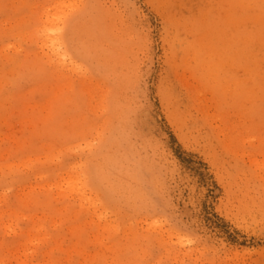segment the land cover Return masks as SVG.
<instances>
[{
	"label": "rangeland",
	"instance_id": "rangeland-1",
	"mask_svg": "<svg viewBox=\"0 0 264 264\" xmlns=\"http://www.w3.org/2000/svg\"><path fill=\"white\" fill-rule=\"evenodd\" d=\"M258 1L0 0V264H264Z\"/></svg>",
	"mask_w": 264,
	"mask_h": 264
},
{
	"label": "bare ground",
	"instance_id": "bare-ground-1",
	"mask_svg": "<svg viewBox=\"0 0 264 264\" xmlns=\"http://www.w3.org/2000/svg\"><path fill=\"white\" fill-rule=\"evenodd\" d=\"M251 4H257L260 3L258 0H250ZM54 32V27H49V32H48V37L50 38V44L49 47L51 48V50H55L57 48V42L54 40V35H52V33ZM248 37H246L247 39ZM243 39H245V36L243 37ZM235 59V58H234ZM238 60H233V63H237ZM117 109V106H116ZM117 111V110H116ZM72 188L75 187V183L72 184L71 182L68 183ZM81 187H78V191L80 190ZM82 194V192H80Z\"/></svg>",
	"mask_w": 264,
	"mask_h": 264
}]
</instances>
